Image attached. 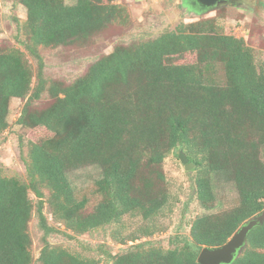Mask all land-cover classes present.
<instances>
[{
	"label": "trees",
	"instance_id": "1",
	"mask_svg": "<svg viewBox=\"0 0 264 264\" xmlns=\"http://www.w3.org/2000/svg\"><path fill=\"white\" fill-rule=\"evenodd\" d=\"M107 1L19 0L27 10V37L20 41L27 53L0 50V134L9 127L10 101L18 98L27 101L17 125L52 136L29 144L22 158L28 182L0 174V264H198L204 247L224 245L245 222L264 214V70L246 40L218 33L214 19L118 45L69 85L46 79L40 47L86 41L121 20V7ZM186 54H195L196 62H175ZM217 66L223 82L209 75ZM46 92L53 102L33 108ZM177 150L195 164L193 186L203 209L216 202L212 174L234 183L238 204L197 215L189 236L173 237L165 249L152 237L161 231L158 217L175 206L163 164ZM88 165L98 166L101 177L95 182L99 201L85 214L87 199L76 197L67 174ZM44 190L69 238L114 225L112 242L134 244L117 254L99 245L93 248L97 257L51 245L47 237L57 230L43 212ZM34 206L44 233L36 260L29 233ZM127 217L141 224L129 232ZM231 264H264V223L250 231Z\"/></svg>",
	"mask_w": 264,
	"mask_h": 264
},
{
	"label": "rangeland",
	"instance_id": "2",
	"mask_svg": "<svg viewBox=\"0 0 264 264\" xmlns=\"http://www.w3.org/2000/svg\"><path fill=\"white\" fill-rule=\"evenodd\" d=\"M64 1L68 5L76 2V0ZM108 3L107 0H103V4ZM110 3L121 7L120 11L123 15L121 20H114L106 29L86 41L75 42L66 47H40L47 80L69 85L83 76L96 60L111 53L118 45H130L153 39L166 31L174 30L180 24L210 18L214 19L218 33L244 38L254 50L257 65L264 70V0L229 1L209 11L202 10L190 0H114ZM26 21L27 10L19 3V0H0V50L14 47L27 53L20 43L27 37ZM26 55L33 68L36 69L35 60L28 54ZM175 62L193 64L196 62V55L186 54ZM209 75L216 81H224V71L221 66H217L214 74ZM26 101L18 98L11 99L7 119L9 127L0 134V174L17 177L23 182H28L22 158L26 155L29 144L38 143L52 136L44 128L29 129L17 125ZM52 102L53 99L46 92L41 99L33 102V108L43 109ZM178 154L179 150L175 151L163 164V171L171 196L175 200V206L171 211L168 208L165 209L158 217L157 222L161 231L152 237L155 245L165 249L172 247L170 240L173 237L189 236L190 224L197 215L224 211L238 204V193L234 183L221 174H212L216 202L211 210L203 209L196 200L193 186L195 164L191 162L194 167L186 171ZM261 157L264 159V147L261 150ZM67 176L76 197L87 199L85 214L91 213L99 201V195L95 193V182L101 177V169L95 165H88L70 171ZM44 193L43 212L48 223L57 230V233H52L47 237L51 245L60 246L82 257H97L98 254L93 251V248L99 245H104V249L117 254L128 250L134 244L132 242L127 244L112 242L110 232L115 227L114 225L101 226L88 234L77 236L74 239L69 238L68 231L52 216L47 203L48 191L44 190ZM30 198L36 205L38 199L32 193H30ZM123 222L130 230L129 232L134 231L141 224L135 217L124 218ZM29 233L33 241L32 254L36 260L43 246L44 234L39 228L36 206H34L29 222ZM147 239L144 238L143 241Z\"/></svg>",
	"mask_w": 264,
	"mask_h": 264
},
{
	"label": "water",
	"instance_id": "3",
	"mask_svg": "<svg viewBox=\"0 0 264 264\" xmlns=\"http://www.w3.org/2000/svg\"><path fill=\"white\" fill-rule=\"evenodd\" d=\"M195 2L202 10L209 11L214 10L218 6L228 0H190ZM179 160L185 166V170L189 171L194 167L183 151H179ZM264 223V214L257 216L253 219L245 222L234 235L222 246L210 248L204 247L198 257V264H231L235 259H237L242 252V249L247 244L248 235L250 231Z\"/></svg>",
	"mask_w": 264,
	"mask_h": 264
},
{
	"label": "flooded vegetation",
	"instance_id": "4",
	"mask_svg": "<svg viewBox=\"0 0 264 264\" xmlns=\"http://www.w3.org/2000/svg\"><path fill=\"white\" fill-rule=\"evenodd\" d=\"M229 1H234V0H228L227 2H229Z\"/></svg>",
	"mask_w": 264,
	"mask_h": 264
}]
</instances>
